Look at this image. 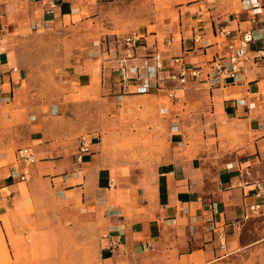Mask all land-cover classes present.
<instances>
[{"label":"crops","instance_id":"crops-1","mask_svg":"<svg viewBox=\"0 0 264 264\" xmlns=\"http://www.w3.org/2000/svg\"><path fill=\"white\" fill-rule=\"evenodd\" d=\"M124 1L0 0V247L15 246L16 234L40 224L52 190L63 226L84 222L95 232L99 264H263L264 198L255 196V186H264V0H172L173 18L158 32H143L136 50L138 66L156 57L163 67L164 81L144 93L141 80L107 83L102 91L105 82L95 79L108 76L103 55L73 58L64 80L91 99L112 90L116 96L101 103L117 119L132 116L142 103L137 99L161 97L158 86L173 87L165 79L174 57L205 66L224 53L227 39L219 30L227 28L233 38L252 33L245 72L236 81L202 78L177 91L187 98L151 100L165 117L167 142L138 170L114 163L109 139L93 142L77 160L83 134L76 111L98 100H44L33 92V68L22 47L31 36L76 28L95 20L99 6ZM27 146L36 161L29 179L18 182L10 178L20 169L16 151Z\"/></svg>","mask_w":264,"mask_h":264},{"label":"rangeland","instance_id":"rangeland-1","mask_svg":"<svg viewBox=\"0 0 264 264\" xmlns=\"http://www.w3.org/2000/svg\"><path fill=\"white\" fill-rule=\"evenodd\" d=\"M131 1L133 0L117 5L103 4L97 9L95 20L64 32L31 36L22 47L26 50L24 59L27 66L31 65L33 68V72L29 73L30 81L34 85L33 92L53 103L63 100L65 103L98 100L95 104L80 106L74 123L81 129V134L97 135L98 142L109 139L115 164L129 165L138 170L149 163L156 149L166 145L168 130L165 117L151 100L169 98L164 93L156 98L143 96L137 99L142 100V103L134 106L132 116L124 115L122 118L118 117L120 112H116L113 117H118L117 119L108 118L107 103H101V100L115 97L112 90L104 94L103 99H91L87 91L71 89V85L64 80L73 58L79 53H82V57H95L94 55L100 53L103 55L102 61L106 62L109 53L121 49V39L126 34L132 31L158 32L159 28L164 27V23L173 18L170 4L172 0ZM81 15L87 18L89 12L83 10ZM59 67H65V70L60 71ZM106 70H109L106 73L108 76L95 79L97 82H105L102 91H106L107 83L116 86L121 83L107 64ZM168 82L165 79V85ZM170 84L173 86L171 82ZM176 93L175 100L188 96L184 92ZM68 113L74 114V110L71 108ZM47 192L49 196L43 202V209L49 214L44 215L39 220L40 224L33 225L27 233L16 234L15 246L3 242L4 246L0 247V264H99L95 232L84 222H79L76 226H68V223L63 226L64 219L59 211L58 199L53 197L54 191ZM256 264L261 263L257 261Z\"/></svg>","mask_w":264,"mask_h":264},{"label":"built area","instance_id":"built-area-1","mask_svg":"<svg viewBox=\"0 0 264 264\" xmlns=\"http://www.w3.org/2000/svg\"><path fill=\"white\" fill-rule=\"evenodd\" d=\"M217 35L219 38L227 39L224 45V53L213 56L209 64L191 67L185 64L181 57L172 59L173 67L169 70L168 81L173 84V87L158 86L159 89L164 90V95L167 98L170 100L174 99L176 92L191 81H199V79L206 78L216 84L227 81L234 82L245 72L244 62L247 59V45L254 39L252 33L246 31L239 37L233 38L232 32L224 27L217 32ZM143 38L144 36L139 31H132L126 34L121 39V49L109 53L106 61L109 65L108 68L112 69V72L116 74L121 83L125 84L141 80V88L139 90L141 93L146 92L151 84L158 83L161 80L159 75L163 71V67L157 65L156 57H152L150 61H145L141 67L135 63L136 50ZM165 43L170 45L171 39L167 38ZM194 43H198V40L194 39ZM78 142L79 156L77 160L80 161L83 154H88L92 151V144L93 142H98V136L81 135L78 138ZM16 161L20 165V169L11 174L10 178L18 182L27 181L30 176V168L36 161L33 148L27 146L18 149L16 151ZM112 182L115 183L114 180ZM255 196L264 198V186L261 183H257L255 186ZM121 238V233L111 238V251L118 248Z\"/></svg>","mask_w":264,"mask_h":264}]
</instances>
